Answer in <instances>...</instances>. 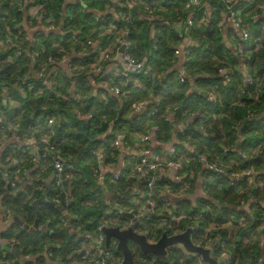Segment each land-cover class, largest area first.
<instances>
[{
  "label": "built area",
  "instance_id": "2783aa9c",
  "mask_svg": "<svg viewBox=\"0 0 264 264\" xmlns=\"http://www.w3.org/2000/svg\"><path fill=\"white\" fill-rule=\"evenodd\" d=\"M46 1L8 0L10 5L15 4L16 8L22 12L20 19L13 18V25L8 22V13L13 14L4 7V34L0 38V50L4 51V59H0V63L4 62V65L13 63L14 55L23 54L26 57V68L12 75L13 82L4 74V83L0 86V145L6 143L11 147L4 159L2 158L4 151L0 155V177L4 183L16 185L22 179V174L29 175L32 172L38 177H45L43 181L37 183L38 189H57L64 185L65 180H70L76 171V167L66 162L61 156L63 136L57 133L54 126V114L43 116L44 124L39 122L40 115H36V124L30 131L29 128L20 126L18 117L9 120L6 118L8 108L21 107L23 101L30 95L42 92L45 84L56 82L61 73L71 79L73 86L70 92H73L75 96L79 95L75 88L76 77L82 70H88L93 75L85 81L87 86H93L90 91L98 93L105 99L108 97L107 92L119 99L130 93L132 84L138 88L142 87L140 79L132 78L131 73H137L144 68L145 56L138 58L131 52L132 42L128 40L127 35L120 40V44L124 42L121 51L118 49L120 45L113 51L110 41L103 44L100 39V35L112 36L118 22L129 23L138 16L152 26L160 21L169 24L181 37L180 44L174 47V53L179 57L177 77L180 82L186 84V93L195 90L203 94L210 102H215L218 98V94H214V90L219 87L217 83L210 89L198 85L196 79L199 75L189 72L184 66L188 50L200 45L199 38L191 31L208 20L211 15V0H181L180 5L172 7L165 0H103V9L92 10L93 22L88 33L81 25L72 23L74 15L72 11L66 10V5L61 3L62 7L56 10L51 6L47 8ZM75 1L79 12L88 8L87 0ZM221 1L226 3V8L218 22L219 28L224 27L228 21L237 31L238 34L234 35L233 50L238 61L231 63L225 58L222 61L219 59L221 62L216 67V73L221 76L220 83L225 85L238 79L236 73L239 71L242 75L239 92L246 93V86L253 82L250 73L252 56L264 49V0ZM258 4L260 8L249 14L252 22L260 20L258 33L254 35L251 24L245 20V11L248 7ZM180 9H182L181 12ZM108 13L110 18L104 21V15ZM26 40H29V43ZM46 44L53 49L46 50ZM73 56H77L79 60H74ZM215 58L218 59L216 56ZM106 67H112V69L106 73ZM159 76L160 72L156 69L150 73L152 81ZM159 104L160 98L153 95L146 99H139L133 104L130 115L138 116L133 131L121 123H114L110 117L103 118L102 125L106 126L105 131L97 132L90 142V152L95 160L92 175L100 187L107 191L108 183L104 179V174L110 172L111 177L108 182H112L113 186H116L115 191L120 193L116 201L127 200L129 204L122 209L114 200L100 214L97 222L88 218L84 224H78L73 228L78 233L77 241L76 246L66 255L68 262L125 264L122 251L117 246V239L111 237L109 241L106 240L103 230L106 226L132 227L136 233L144 235L147 242L154 243L160 237L154 235L156 228H169L170 223L179 224L183 221L182 227L175 228L167 234L180 233L190 228L191 241L208 248L209 256L216 261V264H264L262 254L264 252V198L247 191L249 186L256 188L263 185L262 169L253 165L241 166L242 160L235 157L236 151L233 145L222 146V156L217 154L216 160L209 161L207 153L198 149L187 132L191 123L192 127L195 126L201 134L207 135L204 124L205 113H201L200 109L184 108L177 113L178 105H174L169 111L164 112L161 116L170 123L172 130L171 137L165 140L161 134V124L153 120L159 112ZM86 116L90 117L91 113H87ZM108 134L112 136L109 147H106L105 141L102 143L94 141L95 138L103 140ZM112 147L116 150H112ZM130 148L135 152H131ZM17 150L21 152V155H17ZM248 151L264 154V138L258 139ZM242 156L247 157L245 154ZM213 170L223 172L226 176V183H215V187L217 189H221L224 185L231 187L239 194V197L234 205L228 206V203H223L222 207L227 210L223 213L226 214L224 219L220 222L213 221L205 228L202 235L205 238L198 240L202 241L201 243L194 240L191 234L199 225L202 211L208 209L210 204L206 203L196 213L191 212V207L196 206L197 196L209 202H217L215 197L206 191L207 184L203 182L206 178H210ZM127 171L129 173L126 174V178L135 177V183L130 186L126 196L123 190L120 191L116 182H119L122 174ZM196 172L198 177L195 181V192L190 193L188 190L190 179ZM145 176L150 178L143 179L139 185V179ZM242 177L245 178L241 181ZM152 178L156 180L153 181ZM160 179L164 180L163 187L159 189L160 194H157L153 190V185L155 184L158 189L157 182ZM174 184L179 187H175ZM164 193H168L169 196ZM171 197L178 200L186 197L192 199L188 207L177 208L175 203L178 200L173 202ZM71 198L72 195L66 193L65 201ZM51 199L57 204L62 202V197L58 194L53 195ZM87 203L91 204V201ZM161 204L163 206H160ZM228 207H233L239 213L229 211ZM6 212L13 217L16 215L9 210ZM77 216V213L67 214L66 210H63L57 218L62 225L66 226L71 218L75 219ZM254 216L256 219L251 231L245 234L236 232L235 226L245 227L248 217ZM49 219L47 217L46 222ZM35 228L37 229L38 225ZM236 241L247 246L249 252L253 250L252 246L255 243L262 250L261 255H257L255 259L248 255L241 262L239 255L235 252ZM17 243L18 240L14 236H3L0 233L2 254L5 255L8 250L14 251ZM128 245L134 264H212L204 259L199 251L185 248L182 242L167 245L163 254L145 252L135 241ZM54 256L56 254L49 250L45 251L44 260L43 258L39 261L33 260L34 258L27 255L24 264H27L25 263L27 260H33L29 264H54L52 260ZM58 257L62 258V256ZM11 260L14 259L6 257L0 260V264H10Z\"/></svg>",
  "mask_w": 264,
  "mask_h": 264
},
{
  "label": "trees",
  "instance_id": "16d2710c",
  "mask_svg": "<svg viewBox=\"0 0 264 264\" xmlns=\"http://www.w3.org/2000/svg\"><path fill=\"white\" fill-rule=\"evenodd\" d=\"M51 1L56 5L54 9L57 10L62 7L59 0ZM165 1L169 2L170 7L181 4V0H176V2H173L174 0ZM102 3L103 0H87L88 8L83 12L78 11L77 4L73 5L71 8L74 15L72 23L77 26L81 25L84 31L88 33L93 22L92 7L101 6ZM210 3L212 8L208 20L191 31L194 36L199 38L200 45L191 47L188 50L185 55L184 66L189 72L199 75L196 79L198 85L207 89H210L215 83L219 85L214 90V94H218L215 102L208 101L203 94L195 90L186 93V84L178 80L179 57L174 53V47L180 44V35L169 24L160 21V23L156 22L152 26L146 20L136 16L129 23L118 22L117 29L112 36L102 35L100 39L103 44L110 41L109 44L112 50L115 51L120 45L121 38L126 34L128 40L132 42L131 52L138 58L145 56L144 68L137 73H131L132 78L140 79L141 88L132 84L130 93L125 97L116 99L107 92L108 97L105 99L98 93L90 91L93 86H87L85 81H88L89 77L93 75L88 70H82L76 77L75 88L78 90L79 95L75 96L73 92H70L73 86L71 79L61 73L58 75L59 78L56 82L49 85L45 84L42 92L30 95L23 101L21 107L6 110L5 115L8 120L18 117L20 126L27 127L30 131L34 129L36 124V115H40L41 121L39 122L44 124V117L47 114H54V126L57 133L63 136L61 156L66 162L73 164L76 171L70 180H65L62 187L57 189L45 188V190L37 188V183L43 181L45 177H38L32 172L29 175L22 174V179L16 185L4 183L0 177V206L4 207L6 211H12L23 220V223L19 224L9 218L12 219L11 222L9 221L8 225H5L4 231L0 232L3 236H14L18 240L16 246L18 251L8 250L5 255L0 252V260L6 257L17 258L19 255L24 257L28 255L30 258H34L33 260L39 261L43 258L44 251L48 249L56 255L62 256L61 259L69 261L66 255L76 246L78 234L73 228L78 224H84V221L88 218L93 222H97L100 214L114 200L116 201V197L120 196V193L115 191L116 186H113L112 182H108L111 177L110 172L104 174V179L108 183L107 191L100 187V184L92 175V166L95 164V160L90 152V142L97 132L105 131L106 126L102 125L104 117H110L114 123H121L127 129L133 131L138 121V116L130 115L133 104L139 99H146L150 95L160 98L159 112L153 117V120L161 124V134L165 140L171 137L172 130L170 123L164 120L161 115L169 111L171 107L178 105L177 113H180L184 108L200 109L201 113H205L204 124L207 128V135L201 134L195 126H189L187 132L190 135V140L196 143L201 152L207 153L209 161L216 160L215 155L217 154L222 156V146L233 145L236 151L234 153L235 157L242 160L241 166L253 165L262 169L261 179L263 185L256 188L249 186L247 191L264 198V154L248 151L258 139L264 138V49L252 56L250 73L253 82L246 86V93L240 94L239 92V85L242 83V75L239 71L236 73L238 79H234L225 85L220 83L221 76L216 73L217 65L224 58L231 63H236L238 57L234 50L226 45L223 27L219 28L218 22L222 18L226 3L221 0H211ZM4 7L8 8L13 14L8 13L10 25L14 23L13 18L20 19L22 17L21 10L16 8L15 4L10 5L8 0H0V17H3L0 19V38L4 34ZM46 7L48 8L49 4H46ZM257 8H260L259 4L252 5L245 11V20L251 24L254 35L258 33L260 20L252 22L249 19V14ZM66 10H68V7ZM181 11L182 9H180ZM109 18V13L104 15V21L109 20ZM26 42L29 43V40H26ZM52 49L49 44H46V50L50 51ZM0 59H4L3 50H0ZM73 59L78 61L77 56H73ZM14 60L13 63L5 65L4 62L0 63V86L4 83V74L13 82L12 75L26 68V57L23 54L14 55ZM169 68L171 69L169 70ZM155 69L160 72V76L152 81L150 73ZM204 73H207V75H204ZM87 113H91V116L87 117ZM256 115H259V117L256 118ZM245 119H247L246 122H244ZM111 138L112 136L108 134L103 140L95 138L94 141L97 143L105 141L106 147H109ZM9 150H11L10 145L5 143L3 159ZM112 150L116 149L112 147ZM17 153V155H21L19 150H17ZM243 154L247 157H243ZM194 167L196 169L195 165ZM127 173L129 171L122 174L120 181L116 182L118 188L120 187V191L123 190L125 195L129 193L130 186L135 183V177L126 178ZM197 177L198 173L196 172L194 177L190 179L188 189L190 193L195 192ZM244 178L242 177L240 180L242 181ZM163 181V179H160L157 182L158 189L163 187ZM225 181L226 176L224 173L214 170L211 171L210 178L203 181L207 184L206 191L213 195L217 202H209L201 196L195 198L196 206L191 207L192 213L202 209L206 203H209L210 207L202 211V215L199 217V225L192 231L191 236L194 240L198 241L201 240L200 238H205L202 236L205 228L213 221L220 222L224 219L226 214L223 213L227 210L219 207L218 203H228V206L234 205L239 197V194L231 187L225 185L221 189L215 187V183H226ZM174 186L179 187L177 184H174ZM66 193L72 195V198L67 202L64 199ZM55 194L62 197L60 204L51 199ZM88 201H91V204H88ZM116 202L122 209L129 204L127 200ZM190 202L191 197H186L178 200L175 204L177 208H181L188 207ZM158 204H160V201H158ZM228 209L235 212V214L239 213L233 207H228ZM63 210H66L67 214L77 213L78 215L75 219L71 218L66 226L62 225L57 218ZM122 214L125 216L124 212ZM47 217L50 219L46 222ZM255 219V216L253 218L248 217L245 227H234L236 232L245 234V232L251 231ZM34 222H36L38 228L30 230V226ZM170 224L171 227L169 228H156L154 235L159 237L164 232L170 233L175 228L182 227L183 221L179 224ZM84 226L88 227L89 225ZM223 233L225 234V232ZM198 242L202 243V241ZM47 246L49 247L46 249ZM252 248L253 250L249 252L247 246L236 241L235 252L239 255L241 262L248 255L252 259H255L257 255H261L262 250L255 243ZM262 254L264 255V252ZM33 260H27L25 263L29 264Z\"/></svg>",
  "mask_w": 264,
  "mask_h": 264
},
{
  "label": "water",
  "instance_id": "95a60500",
  "mask_svg": "<svg viewBox=\"0 0 264 264\" xmlns=\"http://www.w3.org/2000/svg\"><path fill=\"white\" fill-rule=\"evenodd\" d=\"M123 38H126V34L123 35ZM124 47V42H122L119 46V51H121ZM120 114V112H119ZM120 117V116H119ZM256 118L259 117V115L255 116ZM247 119H245L244 122H246ZM189 126H192L191 123ZM149 176L142 177L139 179L138 184L141 185V182L143 179H149ZM153 181L156 180V178H152ZM153 190L157 193L160 194L159 189L156 188L155 184L153 185ZM167 196L168 193H164ZM171 200L177 201L178 199L175 197H171ZM219 207H222L223 205L218 203ZM12 219H9L11 222ZM8 221V223H9ZM13 221H16L19 224L23 223V220L15 215V218ZM36 222L33 223V225L30 226V230H33L36 226ZM105 234H106V240L109 241L111 237H114L117 239V246L118 248L122 251L123 254V261L125 264H134L131 259V253H130V248H129V241L136 242L143 251H152L158 254H163L165 252V248L167 245L176 243V242H182L184 247L187 248L188 250H194V251H199L203 258L206 260H209L212 264H216V261L209 256V251L208 248H205L201 245L194 244L191 239H190V228L185 229L184 231L176 234H171L168 235L167 233H163L160 235V237L157 239L156 242L154 243H149L146 241L145 236L142 234L136 233L132 227H127V228H119L118 226H106L103 228ZM15 251H18V249H14Z\"/></svg>",
  "mask_w": 264,
  "mask_h": 264
},
{
  "label": "crops",
  "instance_id": "0c3cea01",
  "mask_svg": "<svg viewBox=\"0 0 264 264\" xmlns=\"http://www.w3.org/2000/svg\"><path fill=\"white\" fill-rule=\"evenodd\" d=\"M173 2H176V0H174ZM59 3L61 4V3H63L64 5H66V8L68 7V10L69 11H71V8H72V6L73 5H75L76 4V1L74 0V1H70V2H64V1H62V0H59ZM46 4H49V6H51L52 8H54V6H56V5H54V3L51 1V0H47L46 1ZM103 3L101 4V6H94V7H92L93 9H103ZM56 8V7H55ZM235 34H238L237 33V31L233 28V26L231 25V23H229L228 21L225 23V25H224V27H223V35H224V41H225V43H226V45L229 47V48H231V49H233V45H234V41H235V38H234V35ZM102 35H100V37H101ZM237 36V35H236ZM79 60V59H78ZM112 69V67H106V73H107V71H109V70H111ZM192 127V126H191ZM133 148V147H132ZM132 148H130L129 150L131 151V152H135ZM2 151H4V145L2 144V145H0V155H1V152ZM192 199V198H191ZM220 204H222V203H220ZM223 205V204H222ZM10 211V210H9ZM10 212H12V211H10ZM18 216V215H17ZM9 218H12V219H14L15 218V216L13 217V216H11V215H8L7 214V212H6V210L4 209V207H1L0 206V231L2 232V231H4V227H5V225H8V221H9ZM49 246H47L46 247V249L48 248ZM48 250V249H47ZM44 253H45V251H44ZM26 256L27 255H25V257L24 256H21V255H19V256H17V258L16 257H13L12 259H14V260H11L10 261V264H24V260H25V258H26ZM59 255H56V256H54L53 258H52V260L54 261V264H73V263H70V262H68V261H65V260H63V259H61V258H59L58 257Z\"/></svg>",
  "mask_w": 264,
  "mask_h": 264
},
{
  "label": "rangeland",
  "instance_id": "374dc122",
  "mask_svg": "<svg viewBox=\"0 0 264 264\" xmlns=\"http://www.w3.org/2000/svg\"><path fill=\"white\" fill-rule=\"evenodd\" d=\"M129 243L131 244V243H132V241H129Z\"/></svg>",
  "mask_w": 264,
  "mask_h": 264
}]
</instances>
